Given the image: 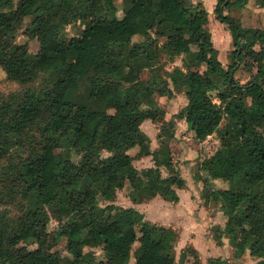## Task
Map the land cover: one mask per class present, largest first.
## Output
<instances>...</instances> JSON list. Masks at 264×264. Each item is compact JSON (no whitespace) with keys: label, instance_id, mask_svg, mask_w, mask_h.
Wrapping results in <instances>:
<instances>
[{"label":"trees","instance_id":"16d2710c","mask_svg":"<svg viewBox=\"0 0 264 264\" xmlns=\"http://www.w3.org/2000/svg\"><path fill=\"white\" fill-rule=\"evenodd\" d=\"M124 2L118 17L113 0H0L4 75L22 82L38 73L45 75L40 86H26L15 95L0 92V155L12 146L32 148L14 168L18 194L25 200L23 212L15 224H9L0 211V264H81L83 244L101 245V258L95 264H128L131 258L133 264H173L170 231L141 220L131 207L105 215V207L96 200L98 193L109 198L119 179L127 180L134 190L145 189L146 197L159 194L171 200L177 198L173 184L183 183L175 174L158 175L154 167L136 170L126 150L135 145L138 155L156 153L137 128L143 118L151 117V110L138 107L147 94L150 98L138 73L147 67L145 55L156 38H162V47L173 54L188 53L196 46L184 66H172L167 75L173 85H184L183 119L192 138L224 126L219 133L224 140L203 164L213 165L211 177L242 184L238 190L218 191L224 200L221 210L230 229L235 226L241 234L236 240L229 231L233 245L259 256L255 240L247 243L246 235L252 232L264 243V192L259 191L260 185L264 187V134L255 126L264 120V28L241 25L239 17L230 14L234 0H215L214 17L228 30L232 46L231 62L223 67L205 27L208 14L203 7L186 6L183 0ZM24 16L29 19L23 31L36 44L32 51L14 41L15 28ZM73 19L80 20L82 27L62 39L63 25ZM136 34L143 41L129 45ZM200 63L205 64L204 72ZM239 64L254 68L243 83L233 78ZM219 85L224 88L218 89ZM208 89H216L225 99L221 110ZM243 96H248L247 105ZM224 115L229 124L224 125ZM97 141L111 152L91 157ZM70 151L81 156L78 165L70 159ZM131 199L138 201L139 196ZM47 206L61 218L56 236L51 237L52 249L44 245ZM27 238H34L38 246L20 244ZM190 250L193 256L182 254L175 264H196L195 249ZM253 264H264V258Z\"/></svg>","mask_w":264,"mask_h":264},{"label":"rangeland","instance_id":"374dc122","mask_svg":"<svg viewBox=\"0 0 264 264\" xmlns=\"http://www.w3.org/2000/svg\"><path fill=\"white\" fill-rule=\"evenodd\" d=\"M183 1H185L186 6L193 4L197 7L201 6L207 11L210 20L207 25L205 23V27L209 31L211 44L216 50V58H219L218 60L223 67H226L231 62L229 51L232 46L228 33L221 35L213 26L215 0L211 4V0ZM234 1L236 4L230 7L232 14H235L240 6L237 0ZM248 3L252 7L256 4L262 5L264 0H249ZM113 4L116 16H121L125 7L124 0H113ZM247 12L249 13V11ZM256 12L258 22L256 24L259 28H264V10L258 8ZM28 19L29 16H24L15 28L14 41L19 44L25 43L27 49L32 51L36 44L23 31L24 24ZM250 21L249 17L246 16L242 23L244 25L251 24ZM81 27L82 23L78 19L65 23L61 38L78 33ZM218 29L222 28L219 27ZM150 34L153 37V33ZM142 41L143 36L136 34L130 38L129 45L138 44ZM162 42V38H156L149 44L145 55L148 65L147 67L142 66L138 73L142 84L147 85L150 90V98H148V94L147 97L144 96L147 100L140 101L138 107L151 110V117L143 118L138 123L137 128L146 135L144 140L157 142L152 148L156 153L155 155H138L135 145L126 150L131 156L130 162L136 170L139 171L143 167H154L158 170V175L162 177L171 173L181 178L183 181L181 186L173 184L177 198L171 200L168 197L162 198L159 194L146 197L145 189L139 187V189L134 190L127 180L119 179L109 198H103L99 193L96 194L97 204L105 207V215L114 213L118 208L131 207L138 212L141 220H146V222L170 231L172 234L170 256L173 264L183 259L182 254L187 257L193 256L194 253L190 250L191 248L195 249L196 264H210L213 260L218 264H253L257 258H264V243L257 241L252 232L246 235L247 243L255 240L258 257L253 256L246 247L243 249L235 247L229 231L233 230V237L236 240L241 238V234L235 226H231L230 229L229 225L226 224V216L221 210L224 200L221 198L220 192L227 188L238 190L242 184L237 180L230 184L224 178L211 177L210 172L213 165L211 163L203 164L224 140L219 134L224 130V126L219 127L216 133H211L203 138H192L183 119V107L187 101L184 85L180 83L173 85L167 75L172 66L183 67L184 62L193 55L196 46H191L188 53L173 54L168 47H162ZM141 60L142 58L138 57L137 61ZM199 70L204 72V63H200ZM253 72V67L245 68L239 64L233 70V78L236 82L243 83ZM44 76V73H38L30 81L22 82L7 78L0 68V92L7 95L18 94L26 86H40ZM211 78L216 83L221 82L217 76H211ZM217 88L224 87L219 85ZM207 93L221 110L225 99L219 97L216 89H208ZM242 100L244 105L249 102L248 96H243ZM107 111L111 112L112 110L108 109ZM223 120L224 125L229 124L225 115ZM255 126L264 134V120H259ZM29 132L33 131L29 130ZM23 142L30 144L26 140ZM96 145L95 153L90 155L91 157H102L111 152L107 147L100 146L98 141ZM31 149L28 145L12 146L0 155V211L7 217L9 224H15L17 215L21 214L25 208V200L18 194V182L14 176L15 164L22 157L31 154ZM69 157L73 163L77 165L80 163L81 156L78 153L70 151ZM157 160H163L166 163L165 166L156 165ZM139 174L145 182L148 180L144 175ZM259 191L263 193L264 187L260 185ZM132 196H139V200L133 201ZM45 209L48 218L44 227V245L52 249L54 243H51V237L56 236L61 225V218L56 217L53 207L47 206ZM139 225V221L134 224L136 232ZM20 244L29 248L38 246L34 238L22 240ZM135 245L136 243L131 245L132 249ZM79 255L81 264H95L101 258V245L83 244ZM128 264H133L132 258Z\"/></svg>","mask_w":264,"mask_h":264},{"label":"crops","instance_id":"0c3cea01","mask_svg":"<svg viewBox=\"0 0 264 264\" xmlns=\"http://www.w3.org/2000/svg\"><path fill=\"white\" fill-rule=\"evenodd\" d=\"M214 3V1L213 0H211V2H210V4L211 3ZM245 2H247V3H245ZM244 3H242L240 6H239V8H238V10L236 11V13L235 14H232L231 13V11H232V9H230V14L231 15H236V16H238L239 17V20H240V23H241V25H243V26H247V25H251L252 27H256V26H258L256 23H258L257 22V12H256V10L258 9V8H260V9H262V10H264V3L262 4V5H257L256 4V6H249V0H247V1H245ZM247 11H249V13L247 12ZM244 15H245V17L247 16V17H249V19L251 20L250 21V23L251 24H247V25H244L243 23H242V21H243V18H245L244 17ZM209 20H210V18H209V16L207 15V22H206V25H207V23L209 22ZM212 22H213V26L217 29V31H218V33L219 34H224V33H228V30L226 29V27L224 26V25H222L220 22H218L216 19H215V17L212 19ZM219 27H221L222 29H218ZM259 27V26H258ZM227 35H229V33L227 34ZM219 59V58H218ZM157 144V142H155V140H149V148L150 149H152L153 147H155V145ZM173 188H174V186H173ZM175 189V188H174Z\"/></svg>","mask_w":264,"mask_h":264},{"label":"water","instance_id":"95a60500","mask_svg":"<svg viewBox=\"0 0 264 264\" xmlns=\"http://www.w3.org/2000/svg\"><path fill=\"white\" fill-rule=\"evenodd\" d=\"M188 1H190V0H188Z\"/></svg>","mask_w":264,"mask_h":264}]
</instances>
